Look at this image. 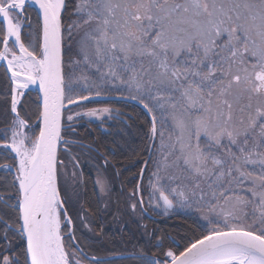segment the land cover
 <instances>
[{
    "label": "snow or ice",
    "instance_id": "obj_1",
    "mask_svg": "<svg viewBox=\"0 0 264 264\" xmlns=\"http://www.w3.org/2000/svg\"><path fill=\"white\" fill-rule=\"evenodd\" d=\"M0 61L10 73L0 151L11 161L0 172L12 176L0 192V264L89 259L59 151L82 115L71 106L102 91L150 114L149 203L207 208L199 235L161 238L149 264H264V0H0ZM30 86L41 94L35 124Z\"/></svg>",
    "mask_w": 264,
    "mask_h": 264
},
{
    "label": "trees",
    "instance_id": "obj_2",
    "mask_svg": "<svg viewBox=\"0 0 264 264\" xmlns=\"http://www.w3.org/2000/svg\"><path fill=\"white\" fill-rule=\"evenodd\" d=\"M26 15L31 18L34 28L39 26L40 19L33 8H26ZM25 42L27 43V41ZM9 86L10 82L8 80V75L5 68L1 66L0 128L4 127L3 120L8 107L7 101L10 99L7 95ZM24 100L27 102L29 114L32 115L31 123L34 124L36 121L35 113L38 111L37 105L39 104L37 92L34 90L28 91L25 93ZM95 106H109L119 109L118 118L114 115V111L107 113L110 120L114 119L118 122V126L115 128L116 131H112V127L104 128V130L101 131L96 121L87 120L85 116L80 115L78 118H75V120L80 123L73 126L72 131L68 133L66 137H74L75 139L83 140L107 155V165L104 166L101 160L98 164L103 171L109 175L110 185L116 189V192L119 194L118 196H120V200L118 201L115 200V197L111 200L109 215H102V217L114 220L115 222L108 223L102 227V237L94 242L95 246L92 247L95 251H98V255L106 256L113 253L134 251L147 252L159 257L160 250L156 245L160 242L161 238L171 246V241L168 239L169 237L183 244L185 237L199 235L201 232L200 225L204 223L195 215L183 212H171L166 215L154 213V217H147L142 214V219L146 221V224L138 223L139 218L134 215V212L129 206V194L126 189L132 185V176H134V187H136L143 164L147 160L148 154L146 149L148 148V142L145 134L150 126V119L139 106L124 101H106L94 98L82 102L80 107H71L73 113H75ZM73 128H75V130ZM68 146L69 145H66L65 147L67 148ZM66 148L63 147L59 155L63 164H66V170H81L84 172L86 170H93V167L86 159L93 158V160H95L94 156L98 157L95 151H92L91 154L93 155H91L77 148L75 157L69 159ZM5 162H11L10 158L6 159V153L0 151V163ZM60 173L62 177V195L65 194V190L67 193H72L73 190L77 191V188H79L81 184L78 182L76 185H73L68 180H64L65 177H63L61 172V167ZM11 179L12 176L10 173L0 172V192L4 191L5 185H7ZM121 188H123L124 191H122ZM123 193L125 194V198L123 197ZM78 194L80 195V192H78ZM68 197L69 200L73 202L71 195ZM80 197L78 199L79 201ZM72 207L73 211H71L73 216L81 217L80 213H82V209H80L79 204L74 203ZM129 217L134 219L137 223L123 224L121 222L122 218L127 219ZM79 233L87 234L84 231H80ZM107 264H149V260L144 257H125L113 259L109 262L107 261Z\"/></svg>",
    "mask_w": 264,
    "mask_h": 264
},
{
    "label": "flooded vegetation",
    "instance_id": "obj_3",
    "mask_svg": "<svg viewBox=\"0 0 264 264\" xmlns=\"http://www.w3.org/2000/svg\"><path fill=\"white\" fill-rule=\"evenodd\" d=\"M2 67L4 68V66ZM102 93L128 95L127 93H121L119 91H116V92L102 91ZM103 108H108L111 111H114V115H116V117L118 118L117 115H118L119 109L116 107L113 108L109 106L90 107V108L82 110L80 113L82 114V116H85L83 114L88 110L103 109ZM85 118L87 120L96 121L97 126L101 129V131H103L104 128H107V127H112V131H114L116 126H118V122L115 121L114 119L110 120V118H108L107 116V113H101L97 120L89 119L86 116ZM78 123L80 122L74 120L72 127ZM73 129L75 130V128ZM66 139L72 141V143L68 144L69 146L66 148L67 150L66 152L68 154L69 159H72L75 157V155L77 154L76 152L77 148H80L82 151H84V153L88 152L89 154H91L92 151H95L98 154L96 156L98 157L100 156L99 158L94 156L95 160H93V158L86 159L87 162L93 167V170H86L85 172L81 170L68 171L69 172L68 174H70L71 177L73 178L75 177V179H77L75 180L76 183L79 182L81 184V186L77 188V191L73 190L72 193L71 192L67 193V197L71 195V199L73 200V202L69 200V203L68 205H66V207L69 208V215L73 217V224L75 226V232H76L75 238L78 237L80 240V243H79L76 238V243L79 245L81 249H83V254H86L87 257L89 258V259H86L85 261L87 263L92 264L93 260H99L102 262V264H107V261L109 262L113 259L125 258V257H139V258L144 257L150 261L151 254L147 252L130 251V252L113 253L111 255L100 256L97 253L98 251L94 250V248L92 247V246H95L94 242L97 241L100 237H102L101 235V232H102L101 230H103L102 227H104L108 223L115 222L114 220L106 219L105 217H102V215L103 214L109 215V212L111 210V207H110L111 200L115 197V200L118 201L120 200V196H118L119 194L116 192V189L110 185L109 175L106 172H104L103 169L98 164V162L101 160L102 164L106 166L108 163L107 155L100 152L94 146H92L89 143L84 142L83 140L75 139L74 137H66ZM148 159H149V156L147 155L146 161H148ZM145 162L143 164V176H142V180L140 183V188H138V184L140 182L139 181L140 175H139L136 187H134L135 180H134V176H132L131 178L132 185L126 189L129 194V196L127 195L129 199V202H128L129 206L131 210L134 212V215L139 218L138 220L139 224L140 223L146 224V221H143L144 219H142V214L146 215L147 217H150L147 214V211L149 212L151 211L149 208V203H148L149 189L147 188L149 170L148 168L145 167ZM64 166L66 167V164H64ZM63 177H66V176L63 175ZM66 178L72 181L69 178V176H67ZM121 190L124 191L123 188H121ZM78 192H80L81 197L78 194ZM79 197H80V201L78 200ZM123 197L125 198L124 193H123ZM141 198L143 200V203L140 202ZM74 203H78L80 209H82V213H80L81 217L73 216L72 205ZM133 204L136 205L135 209L132 208ZM121 222L123 224L137 223L131 217L127 219L122 218ZM80 231H84L87 234L79 233Z\"/></svg>",
    "mask_w": 264,
    "mask_h": 264
},
{
    "label": "rangeland",
    "instance_id": "obj_4",
    "mask_svg": "<svg viewBox=\"0 0 264 264\" xmlns=\"http://www.w3.org/2000/svg\"><path fill=\"white\" fill-rule=\"evenodd\" d=\"M111 92H116V91H111ZM102 93V92H101ZM89 111V110H88ZM88 111H86V112H88ZM85 112V113H86ZM100 114L101 113H98L97 114V116H94V117H89V116H87V115H85L86 117H88L89 119H94V120H97L98 118H99V116H100ZM61 172H62V174L64 175V176H69V178L72 180V181H70L68 178H64V180L66 179V180H68L71 184H75L76 185V181L75 180H77V179H75V177L73 178V177H71L70 176V174H68L69 172H68V170H66V167L64 166V164L61 166ZM148 175H149V173H148ZM73 176V175H72ZM147 188L149 189V192L148 193H150L151 192V189H150V187H149V182L147 181ZM148 199H150V195H149V197H148ZM148 203H149V201H148ZM149 208H150V210L152 211V212H155V213H157V214H164V215H166V214H169V213H171V212H176V213H178V212H183V213H188V214H192V215H195L200 221H202L203 223H206L204 220H203V215L207 212V208L206 207H202V208H200V209H196V208H194V207H180L179 205H177L176 207H174V208H172V209H168V210H165L164 209V207H158L157 205H156V203H155V201H153L151 204L149 203ZM247 211H249V213H251V211H252V209H251V207H249L248 209H247ZM77 238V241L80 243V240H79V238L78 237H76ZM76 238H75V241H76ZM84 264H90V263H87L85 260H84Z\"/></svg>",
    "mask_w": 264,
    "mask_h": 264
},
{
    "label": "water",
    "instance_id": "obj_5",
    "mask_svg": "<svg viewBox=\"0 0 264 264\" xmlns=\"http://www.w3.org/2000/svg\"><path fill=\"white\" fill-rule=\"evenodd\" d=\"M30 6L33 7L37 11V13L39 15L38 7L35 6V5H30ZM40 21H41V18H40ZM0 64H4L5 65L6 62L0 61ZM8 75H10V73H8ZM28 90H35V91H37L35 86H31ZM38 95H39V102H40V95L41 94L38 92ZM94 98L101 99V100H108V101H112V100L127 101V102H131V103L137 104L140 107H142V109L146 112V114L148 115V117L150 119V114L147 112L146 109H144L143 104H141L138 100L132 99V98H130L128 96H120V95H99V96H93L91 99H94ZM148 215L152 216L149 212H148Z\"/></svg>",
    "mask_w": 264,
    "mask_h": 264
},
{
    "label": "bare ground",
    "instance_id": "obj_6",
    "mask_svg": "<svg viewBox=\"0 0 264 264\" xmlns=\"http://www.w3.org/2000/svg\"><path fill=\"white\" fill-rule=\"evenodd\" d=\"M31 87V86H30Z\"/></svg>",
    "mask_w": 264,
    "mask_h": 264
}]
</instances>
